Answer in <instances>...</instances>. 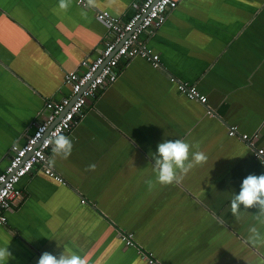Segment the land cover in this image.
I'll use <instances>...</instances> for the list:
<instances>
[{"label": "crops", "instance_id": "1", "mask_svg": "<svg viewBox=\"0 0 264 264\" xmlns=\"http://www.w3.org/2000/svg\"><path fill=\"white\" fill-rule=\"evenodd\" d=\"M86 1L90 7L71 0L64 12L59 0H0V174L12 147L44 118L46 102L70 96L65 74L95 60L113 38L96 12L127 21L142 2ZM141 38L161 67L123 60L117 82L88 101L66 135L71 156L53 163L66 185L37 171L21 181L22 198L0 227V247L12 254L5 264H38L44 252L64 251L87 264H147L118 230L134 234L157 264H264V243L248 239L252 225L264 234L258 209L231 213L243 179L264 174V165L228 135L237 126L264 149V0H180L160 29ZM171 78L197 86L215 116ZM176 139L197 145L192 151L207 161L163 186L153 155Z\"/></svg>", "mask_w": 264, "mask_h": 264}, {"label": "built area", "instance_id": "2", "mask_svg": "<svg viewBox=\"0 0 264 264\" xmlns=\"http://www.w3.org/2000/svg\"><path fill=\"white\" fill-rule=\"evenodd\" d=\"M180 0H142L137 5L134 16L124 21L108 11L98 10L96 18L103 23L113 38L105 45L99 56L93 61H83L65 74L64 84L70 88V96L61 100H48L45 115L36 125L33 135L22 146L14 145L11 159L5 171L0 174V227L8 224V214L14 210V204L21 200V181L34 171L40 172L57 183L66 185L65 179L55 170L52 159L50 135H67L81 121L87 103L101 92L107 91L119 77L123 60L141 58L155 68L161 67L160 55L155 53L143 40L142 35L160 29L168 20L169 15L177 9ZM83 7H90L86 0H78ZM82 70V71H81ZM177 85L178 92L207 107V114L215 116L208 106V98L195 85L171 78ZM47 129V133H44ZM38 135V133H40ZM230 137H239L248 144L254 156L264 165V149L257 148L259 136L240 134L237 126H230ZM119 239L130 248H136L139 256L147 264H157L151 253L139 248L132 233L118 230Z\"/></svg>", "mask_w": 264, "mask_h": 264}, {"label": "clouds", "instance_id": "3", "mask_svg": "<svg viewBox=\"0 0 264 264\" xmlns=\"http://www.w3.org/2000/svg\"><path fill=\"white\" fill-rule=\"evenodd\" d=\"M71 0H59V9L66 12L70 6ZM55 11V9H54ZM44 133L47 129L43 128ZM38 133V135H40ZM53 157L50 163H54L56 158L67 159L73 151V141L70 137L63 134L50 135ZM197 145H191L184 140H164L158 144L157 152L154 153L153 170L156 174V183L169 186L179 184L184 177L196 166L203 165L207 161V156L202 151H192ZM90 169L95 165H90ZM146 183L151 188L153 181ZM241 205L244 209L257 208L255 219L260 225H264V174L259 176L255 174L248 175L243 179L238 194H234L231 200V213L239 217ZM248 239L252 243H264V234L256 225L249 229ZM8 247H0V264H5L11 257ZM38 264H87V259L76 253H66L59 256L49 252H44L38 260Z\"/></svg>", "mask_w": 264, "mask_h": 264}]
</instances>
